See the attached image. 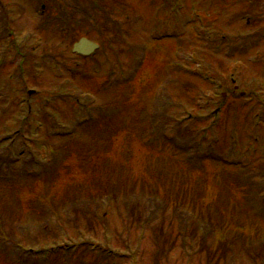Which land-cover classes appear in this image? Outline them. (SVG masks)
I'll list each match as a JSON object with an SVG mask.
<instances>
[{
  "label": "rangeland",
  "instance_id": "374dc122",
  "mask_svg": "<svg viewBox=\"0 0 264 264\" xmlns=\"http://www.w3.org/2000/svg\"><path fill=\"white\" fill-rule=\"evenodd\" d=\"M65 1L85 35L93 3ZM54 3L0 0V264H211L220 248V264H264V0H105L124 55L79 61L84 79L70 40L39 29ZM99 24L89 38L117 49ZM93 104L92 139L77 124Z\"/></svg>",
  "mask_w": 264,
  "mask_h": 264
},
{
  "label": "trees",
  "instance_id": "16d2710c",
  "mask_svg": "<svg viewBox=\"0 0 264 264\" xmlns=\"http://www.w3.org/2000/svg\"><path fill=\"white\" fill-rule=\"evenodd\" d=\"M90 1L93 3V6L90 8L91 9L90 11L92 13H91V15H89V19L93 21V27H91L90 31L88 33H86L85 35L89 37L92 30L93 31H97V30H94V28H95L96 23L99 20L100 21V24H99L100 26H98V30H99L100 35L103 38H105V37H107L109 35L111 37H114L115 40H113V39L112 40L115 43V41L119 40V38L122 35V28L120 26V23H117L116 21H113L112 18H111V13H115V10L112 9V6H116V5L106 4L105 3V0H90ZM72 2H74V4H78L79 0H72ZM54 4H55V6H58V7H55L54 10H56V12L59 14V15H55V16H57V19H55V22L57 23V26L61 29V31L63 33H68L66 36L64 34L62 36H64V38L66 40L69 38L73 42H76L78 39H80L84 35L83 33L77 35V28L80 25H83L85 23V18L84 17L81 18V19H80V17H78V13L80 11V8L76 6L75 8L71 7V8H68V9H62L61 10L59 7H61L62 5L64 6L65 4H67L65 0H55V3ZM110 25H112V26H110ZM124 34H125V32H124ZM62 36H61V38H63ZM99 66H101V65H99ZM70 71L73 72V70H70ZM83 72H85V71H83ZM83 76H84V78H86V75H84L81 72V78H83ZM100 120H101L100 118H95V116H92V117H90L89 121H87L86 123L80 125L79 129H82V131H84L87 135L93 137L92 134H91V130L90 129H91V127H95V126L102 125V124H100L101 122L100 123L98 122ZM179 127H180V125H179ZM184 132L186 133V136H187L186 143H188L187 140L189 139V144H190V141H192L194 139H190V137H189L190 134L188 135L187 134L188 132H186V130ZM195 138H196V135H195ZM171 140H172V138L170 140L169 139H166V141H164L163 143H165L166 146L167 145H170V141ZM197 144H198L197 141H196V144L193 142V145H195L196 148H197V150H199L198 149L199 146H197ZM176 149H178V147H176ZM195 153L197 154V152H195ZM202 154H204V153H202ZM209 154H211V152H209ZM206 155H208V154L206 153ZM206 157H210V156L208 155ZM192 158H195V159H192ZM188 160H189V162L192 165H195L196 164V161H197L196 160V157H190V159H188ZM247 179H249V175L248 174H247ZM253 187L255 188V185H253ZM263 189H264V184L258 185V190L259 191L260 190H263ZM181 193L184 195L183 192H181ZM262 194L263 193H261V195ZM178 196H181V195L179 194ZM190 198L191 199H194L193 197H190ZM175 201L178 202V200H175ZM132 210L133 209H130V211H132ZM137 211L134 210L132 212H135L136 213ZM140 211L141 210H139L137 213L139 214ZM165 214H164V218H165ZM136 215L137 214H135L134 216H136ZM137 218L140 219L138 217V215H137L136 219ZM161 224L163 225V223H161ZM194 224L200 225V222L197 221V220H195V221H193L191 223V234H193L192 236H195L197 234V227L192 226ZM157 233L159 235L161 234L159 232H157ZM224 251H226V250L225 249L222 250V248H220L219 252L217 253V255L220 254V256L218 257L216 255L217 258L213 256L212 257L211 264L213 262H215L214 259L216 260L215 264H220L224 260L223 258H226V256H222L221 257V255L223 254L222 252H224Z\"/></svg>",
  "mask_w": 264,
  "mask_h": 264
},
{
  "label": "water",
  "instance_id": "95a60500",
  "mask_svg": "<svg viewBox=\"0 0 264 264\" xmlns=\"http://www.w3.org/2000/svg\"><path fill=\"white\" fill-rule=\"evenodd\" d=\"M96 50H98V46L86 39L81 40L74 46V53H77L81 56H89Z\"/></svg>",
  "mask_w": 264,
  "mask_h": 264
}]
</instances>
